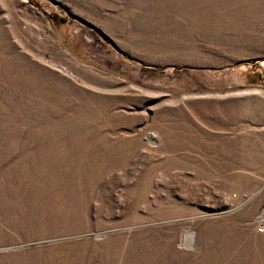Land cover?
I'll return each mask as SVG.
<instances>
[{
    "label": "rangeland",
    "instance_id": "1",
    "mask_svg": "<svg viewBox=\"0 0 264 264\" xmlns=\"http://www.w3.org/2000/svg\"><path fill=\"white\" fill-rule=\"evenodd\" d=\"M0 264H264V0H0Z\"/></svg>",
    "mask_w": 264,
    "mask_h": 264
}]
</instances>
